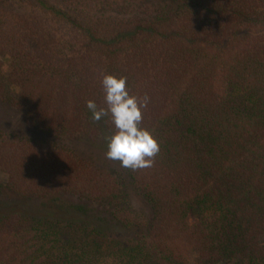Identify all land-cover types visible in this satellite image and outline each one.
I'll use <instances>...</instances> for the list:
<instances>
[{
  "label": "trees",
  "instance_id": "1",
  "mask_svg": "<svg viewBox=\"0 0 264 264\" xmlns=\"http://www.w3.org/2000/svg\"><path fill=\"white\" fill-rule=\"evenodd\" d=\"M28 1L72 24L82 47L51 53L0 32L14 57L0 97L34 125L93 136L87 101L106 107L103 76H126L132 95L150 97L141 127L160 144L152 167L131 170L154 212L129 211L120 178L93 161L0 133L11 194L71 195L107 211L100 226L82 211L1 214L0 264H264V0H108L130 12L88 18Z\"/></svg>",
  "mask_w": 264,
  "mask_h": 264
},
{
  "label": "rangeland",
  "instance_id": "2",
  "mask_svg": "<svg viewBox=\"0 0 264 264\" xmlns=\"http://www.w3.org/2000/svg\"><path fill=\"white\" fill-rule=\"evenodd\" d=\"M55 5L70 11L73 15L95 16L98 14L127 13L129 9H124L122 5L111 4L108 0H49ZM139 5V3L137 4ZM141 6V4H140ZM22 15L27 16L36 29L27 28L25 20H21ZM81 18V17H80ZM26 19V18H25ZM62 20H57L48 16L42 10L28 0H0V32L5 34L8 42H16L18 45L25 44V35L28 37L27 45L38 48L40 41L49 43L51 53L75 54L76 49H80L81 37L76 28H72ZM11 28H14L10 30ZM47 30L49 36L43 35ZM53 34V35H52ZM1 39V37H0ZM34 50V49H33ZM35 52V50H34ZM35 53L38 54L36 51ZM10 58L13 56L3 49H0V84H2L10 74ZM97 124L96 132L93 136H77L68 133L48 130L42 126L30 123L25 116L9 102L0 97V133L10 138L42 142L52 146H59L68 149L79 156L85 157L94 163L110 170L117 175L122 184V201L125 207L139 217L149 219L154 212V205L138 189L131 169L123 168L118 161L106 158L107 141L106 136L111 134L104 117ZM8 175L0 171V215L11 212H21L31 216L56 214L57 218L67 219L84 218L91 220L92 224L98 226L106 224L103 221L107 214L105 208L89 203L77 197L66 195L49 200H35L11 194L7 188ZM10 193V194H9ZM74 210H73V209ZM81 208L77 213L76 209ZM70 209V210H69ZM84 212V214L82 212ZM94 217V218H93ZM105 222V223H104ZM107 229L115 230L116 226L107 223ZM109 226V227H108ZM104 227V226H102Z\"/></svg>",
  "mask_w": 264,
  "mask_h": 264
},
{
  "label": "clouds",
  "instance_id": "3",
  "mask_svg": "<svg viewBox=\"0 0 264 264\" xmlns=\"http://www.w3.org/2000/svg\"><path fill=\"white\" fill-rule=\"evenodd\" d=\"M101 84L106 107H99L94 100H88L86 107L94 121L110 116L113 122L115 131L106 136V158L133 171L152 167L160 144L152 130L141 127L143 110L150 97L147 94L142 98L132 95L126 76L105 74Z\"/></svg>",
  "mask_w": 264,
  "mask_h": 264
}]
</instances>
